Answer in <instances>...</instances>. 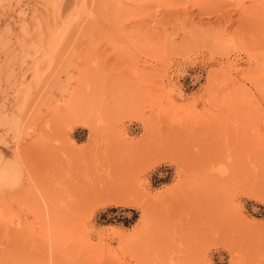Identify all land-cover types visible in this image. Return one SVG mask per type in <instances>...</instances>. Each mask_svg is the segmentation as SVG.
I'll use <instances>...</instances> for the list:
<instances>
[{
	"label": "rangeland",
	"instance_id": "rangeland-1",
	"mask_svg": "<svg viewBox=\"0 0 264 264\" xmlns=\"http://www.w3.org/2000/svg\"><path fill=\"white\" fill-rule=\"evenodd\" d=\"M0 264H264V0H0Z\"/></svg>",
	"mask_w": 264,
	"mask_h": 264
},
{
	"label": "bare ground",
	"instance_id": "bare-ground-1",
	"mask_svg": "<svg viewBox=\"0 0 264 264\" xmlns=\"http://www.w3.org/2000/svg\"><path fill=\"white\" fill-rule=\"evenodd\" d=\"M91 98V97H90Z\"/></svg>",
	"mask_w": 264,
	"mask_h": 264
}]
</instances>
